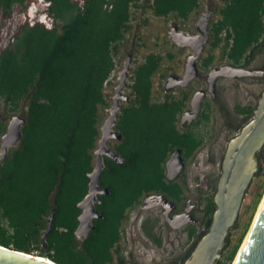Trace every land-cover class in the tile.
<instances>
[{
  "label": "trees",
  "instance_id": "trees-1",
  "mask_svg": "<svg viewBox=\"0 0 264 264\" xmlns=\"http://www.w3.org/2000/svg\"><path fill=\"white\" fill-rule=\"evenodd\" d=\"M200 7V0H0V137L8 116L25 118L20 141L0 161L1 246L57 264H127L120 246L128 213L152 194L181 201L186 188L178 178L167 180L164 165L177 148L186 162L195 157L212 121L211 106L204 102L198 118L181 127L191 91L179 88L177 95L155 99L153 78L164 57L151 52L131 70L129 100L115 126L121 139L108 143L122 162L103 157L99 187L109 194L95 204L103 216L93 219L86 239L74 234L77 203L88 192L87 174L110 106L105 88L122 46L140 41L133 21L149 10L156 18L186 22ZM214 13L202 68L213 63L217 48L227 64L250 66L264 50V0H223ZM234 112L244 122L253 106L237 105ZM263 189L264 183L257 199ZM202 204V231L187 227V240L194 241L171 264H183L208 231L213 195H205ZM52 208V228L42 243ZM157 223L147 217L140 229L161 246ZM242 235L218 264L233 261Z\"/></svg>",
  "mask_w": 264,
  "mask_h": 264
},
{
  "label": "water",
  "instance_id": "water-1",
  "mask_svg": "<svg viewBox=\"0 0 264 264\" xmlns=\"http://www.w3.org/2000/svg\"><path fill=\"white\" fill-rule=\"evenodd\" d=\"M211 9H206L197 19L194 35H189L178 29L174 24L169 32V39L179 49L189 48L191 53L185 59L184 73L182 76L170 74L164 82V91L168 92L175 87L187 88L191 81L197 78L199 68L198 60L210 41L209 22L212 15ZM132 54L128 53L122 62L119 72L118 84L114 87V95L110 97L111 105L107 109L108 116L100 126V137L94 151V166L87 174L89 179L88 192L77 207L81 210L77 220L78 225L74 234L79 240H84L93 229V219L102 218L95 204H99V195H108V188L101 189L100 174L104 169L103 157L106 156L116 163H121L122 158L109 146V141L121 139V133L115 129L119 110L129 96L122 93L130 68ZM263 70H251L248 67L225 64L219 68H212L207 77V88L198 89L190 97L189 109L180 115V125L189 126L199 116L201 103L208 93L211 99L215 97V83L218 78L240 79L243 77H263ZM25 118L12 115L6 124L5 132L0 137V161L7 156L9 149L14 148L21 139V128ZM264 144V90L253 109V118L242 127L240 133L230 139L224 154L217 188L213 195L215 210L208 231L199 238L190 255L183 264H218L226 237L230 228L237 219L241 202L253 175L259 171L257 152ZM165 176L167 180L177 179L185 168V160L179 148L175 149L165 162ZM161 207L163 215L170 227L178 229L187 224H196L197 220L192 215V206L189 205L181 213L175 212V203L164 194L157 193L145 197L140 206V213L144 209ZM52 208L47 217L46 230L40 237L41 242L52 228ZM172 213V214H171ZM171 214V215H170ZM0 264H57L50 259L38 255L27 254L11 247L0 245ZM234 264H264V202L250 229L249 235L234 260Z\"/></svg>",
  "mask_w": 264,
  "mask_h": 264
},
{
  "label": "rangeland",
  "instance_id": "rangeland-1",
  "mask_svg": "<svg viewBox=\"0 0 264 264\" xmlns=\"http://www.w3.org/2000/svg\"><path fill=\"white\" fill-rule=\"evenodd\" d=\"M222 2L223 0H200V12L191 15L186 22L178 21L173 17H168L166 19L156 18L151 15L149 10L142 17H139L137 21H133V24L138 23L137 28L138 35H140V41L136 42L131 40L130 42L129 40L125 46H122L121 52L117 55L115 59L116 69L111 74L109 84L105 88L106 93L109 95V100L110 97L114 95V87L118 84L119 72L122 68L121 64L128 53L132 54V59L126 83L122 89L123 94L129 96L130 89L128 88V85L131 83V70L143 60L144 55L154 52L159 53L164 57L160 72L153 78V95L155 99H162L163 94L168 92L177 95L180 87H175L172 90L165 92L164 82L166 77L170 74H176L178 76L183 75L185 59L191 53V50L189 48H177L169 39L170 29L176 24L180 31L189 35L196 34L195 23L197 19L206 9L213 10L210 21L216 18L214 11L217 6L222 4ZM144 19L146 22L143 21ZM12 26L13 25H11V28ZM127 37L129 38L130 36L127 35ZM207 46L198 60L199 72L197 78L192 80L190 85L185 88L186 90L191 91V95L198 89L206 90V77L212 68H219L227 64L225 59L222 60L220 58V49L217 48L211 52L214 56L213 63L207 69H203L201 66L202 59L209 54ZM248 68L251 70L264 71V50L258 54ZM263 90L264 76L243 77L240 79L218 78L215 83L214 99H211L210 95L207 93L201 103L200 112L203 108L204 102L210 104L212 121L209 124L204 145L197 152L195 157L185 162V168L178 178V180L185 186L186 193L190 196L188 203L192 206V215L197 220L196 224L193 225L198 227V232L202 231L201 223L204 220V205L202 204L203 197L207 194L214 195L216 191L218 179L222 173V160L228 142L230 139L238 135L242 127L253 118L252 115L243 122L241 121L242 118L235 114L234 109L237 105H251L254 109ZM187 109H189V102ZM107 116L108 111L105 112L103 120ZM9 118L10 117L8 116L6 120L8 121ZM111 143L112 141L109 142V144ZM256 155L259 171L253 175V178L245 190L237 219L226 237L220 259L223 263H225L223 255H226L237 243L247 224V228L237 247V255L250 230L259 204L264 196L263 189L260 198L257 199L264 183V144ZM256 200L257 202L255 205ZM161 210L163 211L161 207L144 209L139 215V206L131 212L132 215H136V221L134 223L135 234L128 243L122 236L120 246L122 258L127 264H171L173 259L183 256L184 253L190 249L194 241L187 240V227L190 224L184 225L178 229H174L168 225L169 231L165 227V219ZM147 217L158 220V223L154 228V233L161 239V246L155 245V243L149 240L141 232V221ZM128 244H130L129 247ZM235 257L230 264H233Z\"/></svg>",
  "mask_w": 264,
  "mask_h": 264
},
{
  "label": "flooded vegetation",
  "instance_id": "flooded-vegetation-1",
  "mask_svg": "<svg viewBox=\"0 0 264 264\" xmlns=\"http://www.w3.org/2000/svg\"><path fill=\"white\" fill-rule=\"evenodd\" d=\"M179 120H180V118H179ZM182 127V126H181ZM186 162V161H185ZM179 178V177H178ZM190 199V196H189V194H187L186 192L184 193V195L182 196V199H181V201L179 202V203H175V205H176V207H175V212L176 213H181V212H183L184 211V209L187 207V206H189V203H188V200ZM139 206H141V204L140 205H138L137 207H139ZM133 210H135V208L134 209H132L129 213H128V215H127V218L124 220V222H123V225H122V236L124 237V240H126L127 241V243H128V241L132 238V236L135 234V228H134V223H135V221H136V219H135V217H136V215H132L131 214V212L133 211ZM162 211V210H161ZM162 213H163V211H162ZM172 214V213H171ZM170 214V215H171ZM164 216V215H163ZM164 219H165V217H164ZM164 222H165V227H166V229H168L169 230V227H168V223H167V221L166 220H164ZM170 231V230H169ZM136 235H137V231H136ZM130 246V244H128V247Z\"/></svg>",
  "mask_w": 264,
  "mask_h": 264
},
{
  "label": "bare ground",
  "instance_id": "bare-ground-1",
  "mask_svg": "<svg viewBox=\"0 0 264 264\" xmlns=\"http://www.w3.org/2000/svg\"><path fill=\"white\" fill-rule=\"evenodd\" d=\"M263 202H264V196H263L262 201H261L260 204H259V207H258V210H257L256 215H255V217H254L253 223H254V221H255V219H256V217H257V215H258V213H259V211H260V209H261V207H262ZM253 223H252V225H253ZM252 225H251V227H252ZM251 227H250V229H251ZM249 232H250V230H249ZM249 232H248V234L246 235L245 240H244L243 244L241 245V247H240L238 253L240 252L241 248L243 247V245H244V243H245V241H246V239H247V237H248V235H249ZM238 253H237V255H238ZM237 255H236V257H237ZM236 257H235V258H236ZM233 264H234V262H233Z\"/></svg>",
  "mask_w": 264,
  "mask_h": 264
}]
</instances>
